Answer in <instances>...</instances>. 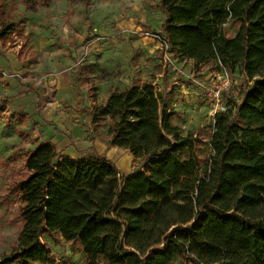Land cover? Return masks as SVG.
Returning <instances> with one entry per match:
<instances>
[{
    "label": "trees",
    "instance_id": "1",
    "mask_svg": "<svg viewBox=\"0 0 264 264\" xmlns=\"http://www.w3.org/2000/svg\"><path fill=\"white\" fill-rule=\"evenodd\" d=\"M31 11L51 0H22ZM163 40L180 58L240 68L251 84L218 113L200 169L196 140L171 125L150 84L92 96L94 124L110 120L109 142L148 160L123 175L106 159L61 157L35 142L28 175L16 178L17 242L3 264H49L43 235L78 243L87 264H264V0H163ZM240 24L228 39L224 25ZM0 32L4 38L7 31ZM20 57V55H19ZM6 108L0 105V117Z\"/></svg>",
    "mask_w": 264,
    "mask_h": 264
},
{
    "label": "rangeland",
    "instance_id": "2",
    "mask_svg": "<svg viewBox=\"0 0 264 264\" xmlns=\"http://www.w3.org/2000/svg\"><path fill=\"white\" fill-rule=\"evenodd\" d=\"M162 1L51 0L48 8L31 11L22 0H0V32L13 29L0 37V105L6 108L0 117V264L20 229L17 198L6 193L14 179L28 175L27 157L35 142L50 137L24 111L33 114L53 107L47 129L63 131L80 159H106L123 175L136 173L148 160L110 144V120L94 124L91 99L96 93V105H104L112 95L150 84L163 94L166 114L174 113L171 125L196 140L193 154L200 169L210 161L218 113L205 89L228 81L223 99L233 107L242 102V91L251 81L240 68L224 70L218 60L197 63L172 52L163 40ZM239 28L237 22L227 23L225 37L234 38ZM47 39L54 45L48 46ZM63 70L72 76L68 92L57 91ZM52 102H58L57 108ZM41 242L51 250L49 264H87L78 243L60 235H43ZM175 264L191 263L179 259Z\"/></svg>",
    "mask_w": 264,
    "mask_h": 264
},
{
    "label": "crops",
    "instance_id": "3",
    "mask_svg": "<svg viewBox=\"0 0 264 264\" xmlns=\"http://www.w3.org/2000/svg\"><path fill=\"white\" fill-rule=\"evenodd\" d=\"M45 8H48V7H45ZM46 44H48V46L51 47V46L54 45V41L51 40V39L50 40L47 39L46 40ZM15 60L16 61H14L13 64H14V66L16 68L17 67V63H18L19 60L17 59V57H15ZM48 82H49V79L45 78V84L46 83L48 84ZM56 83H57V91L68 92L72 88V76H71V73L68 72L67 70L66 71L63 70L60 74H58ZM53 103L56 105V107H54V108H57L58 102H52L50 104L51 107H52ZM52 108L47 109L46 112L36 111V113H33V114H31L28 111H24V114H30L31 121L33 123H36L37 125L41 126V129L43 128L42 129L43 131H46V132L49 133L48 136H50V137H48V138L46 137V139H48V142H50L51 144L56 146V148H58V147L61 148L60 149L61 152L63 154H65V155H67V157L75 159V160H77V158L80 159L81 157H79V154L77 152H74L73 145L67 139V137L64 135L63 131L62 132L61 131H57V132L53 131V132H51L50 130L47 129L48 126H49L48 122H51V120H49L48 118H50V116H51L50 114H51ZM53 115H54V113H53ZM55 115H56V113H55ZM128 154H130V153H128ZM86 156L88 157L89 155L88 154L83 155V157H86ZM133 173L134 172H130V173L126 174V175H131Z\"/></svg>",
    "mask_w": 264,
    "mask_h": 264
},
{
    "label": "built area",
    "instance_id": "4",
    "mask_svg": "<svg viewBox=\"0 0 264 264\" xmlns=\"http://www.w3.org/2000/svg\"><path fill=\"white\" fill-rule=\"evenodd\" d=\"M221 67L225 69L223 65ZM229 88L228 81H220L216 83L214 87H207L205 90L207 92L208 97L212 100L214 105V110L217 113H225L228 111L229 106L224 102L223 94ZM216 113V114H217Z\"/></svg>",
    "mask_w": 264,
    "mask_h": 264
}]
</instances>
